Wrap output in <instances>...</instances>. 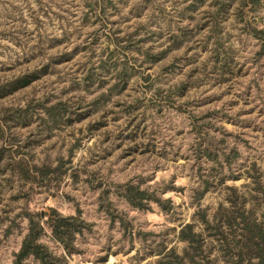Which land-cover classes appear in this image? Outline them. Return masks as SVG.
I'll return each mask as SVG.
<instances>
[{
    "label": "rangeland",
    "instance_id": "1",
    "mask_svg": "<svg viewBox=\"0 0 264 264\" xmlns=\"http://www.w3.org/2000/svg\"><path fill=\"white\" fill-rule=\"evenodd\" d=\"M90 1L0 0V84L34 78L1 97L0 107L47 100L69 110L48 130L33 113L29 124L11 127L13 143L29 137L31 161L71 159L76 176L29 191L2 173L0 216L23 207L78 214L85 225L75 252H62L46 225L41 241L67 264H167L170 252L176 264H236L228 249L242 231L222 225L228 243L215 217L245 211L264 225V39L228 15L234 61L224 76L194 42L201 35L178 39L179 27L198 20L184 0H112L105 12L90 10ZM256 19L264 30V11ZM52 56L59 61L46 68ZM128 183L160 203L132 206L122 195ZM9 220L0 222V264H12L28 230L21 217L4 237ZM188 223L202 234L194 260L185 250L195 253V243L179 238Z\"/></svg>",
    "mask_w": 264,
    "mask_h": 264
},
{
    "label": "trees",
    "instance_id": "2",
    "mask_svg": "<svg viewBox=\"0 0 264 264\" xmlns=\"http://www.w3.org/2000/svg\"><path fill=\"white\" fill-rule=\"evenodd\" d=\"M111 6L112 0H91L88 2L90 10L95 11L100 9L102 12L106 11V3ZM185 12L190 14V18L196 20L193 26L179 27L178 39L182 43H186L193 35H201L196 44L203 45L211 53V58L222 74L225 76L228 72L232 71V62L234 55L232 46H230L232 34L225 29L224 21L228 15L233 16V20L238 22L241 30L250 32L255 37L264 39V30L260 29L256 22V14L264 11V0H184L182 1ZM159 12H166V9L158 8ZM187 10V11H186ZM191 11H195L191 14ZM163 12V13H164ZM198 15V16H197ZM172 26H170L171 28ZM144 25H139L134 33H131L129 39L135 38ZM176 38L173 34L172 38ZM119 40V39H118ZM140 45V43L138 42ZM148 52V51H146ZM59 61V57H50L45 63L47 68L49 65ZM35 77V76H34ZM38 77V75L36 76ZM34 80L31 75H22L13 80L6 81L0 84V98L6 94H11L14 91L25 87ZM36 104L34 102L25 106L10 108L0 107V175L9 172L10 176L18 178L19 182L29 184L30 190H37L41 185H51L55 180L64 179L67 175L76 178L72 167L69 166L71 159L67 161L64 158H58L56 161L45 158L42 162L37 163L31 161L28 157L30 154V146L32 141L29 139L17 143H13L14 135L9 133L11 127L17 125H27L31 122V115L37 113L41 118V123L45 125L46 130L52 129L55 122L59 121L58 118L65 115L69 110L63 103ZM38 105V107H36ZM42 108H39V106ZM26 152V153H25ZM72 152V151H71ZM68 165V166H66ZM205 187L204 190L207 189ZM23 195V188L19 189ZM19 193L15 194L16 197H21ZM122 195L134 207L144 209L149 207V201L155 200L160 203V199L149 194L146 190L142 189L140 185L128 183L124 186ZM165 209H168L167 204H162ZM11 210H4V215L0 216V222L5 219H10V224L4 230V237L8 236L13 226L18 224V219L24 217L28 220V230L24 234L21 242L20 249L13 253L12 264H25L29 258L34 259L35 264H67L65 256H56L50 252L49 248L41 242V238L45 235V225L51 229L52 236L59 240L65 247L67 253L72 254L75 252V237L78 232L83 230L84 222L80 220V216H65L56 209H51L50 213L45 211H35L30 207H23L20 211L16 212L13 217L9 216ZM232 211V214L223 220L222 216L215 217V226L219 233L224 235L226 241L228 237L223 226L226 224L233 233L236 232L237 227L242 231V237L238 238L236 235L233 240L235 241L233 249L234 259L236 264H264V225L252 219L251 216L245 211ZM202 220L208 223L205 214L201 215ZM225 232V234H224ZM179 238L182 241L195 243L196 251L191 252L190 249L185 250V256H190L191 260L196 259L199 253V247L202 240V234L193 230V224L188 223L182 226L179 232ZM160 253H163L161 249ZM170 252L166 261L167 264H176ZM184 256L175 255L176 261H181Z\"/></svg>",
    "mask_w": 264,
    "mask_h": 264
},
{
    "label": "crops",
    "instance_id": "3",
    "mask_svg": "<svg viewBox=\"0 0 264 264\" xmlns=\"http://www.w3.org/2000/svg\"><path fill=\"white\" fill-rule=\"evenodd\" d=\"M48 227V226H47ZM46 226H45V230H46V228H47ZM50 236L59 244V245H61V247H62V252H66V249H65V247L63 246V244L59 241V240H57V239H55L53 236H52V234H51V229H50ZM41 241H42V238L40 239ZM76 245H78V244H76Z\"/></svg>",
    "mask_w": 264,
    "mask_h": 264
}]
</instances>
